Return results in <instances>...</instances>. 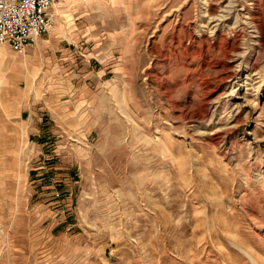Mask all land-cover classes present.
<instances>
[{
  "label": "rangeland",
  "instance_id": "rangeland-1",
  "mask_svg": "<svg viewBox=\"0 0 264 264\" xmlns=\"http://www.w3.org/2000/svg\"><path fill=\"white\" fill-rule=\"evenodd\" d=\"M251 11L59 0L24 53L0 44V264H264Z\"/></svg>",
  "mask_w": 264,
  "mask_h": 264
},
{
  "label": "built area",
  "instance_id": "built-area-1",
  "mask_svg": "<svg viewBox=\"0 0 264 264\" xmlns=\"http://www.w3.org/2000/svg\"><path fill=\"white\" fill-rule=\"evenodd\" d=\"M59 0H0V44L17 53L50 33Z\"/></svg>",
  "mask_w": 264,
  "mask_h": 264
},
{
  "label": "bare ground",
  "instance_id": "bare-ground-1",
  "mask_svg": "<svg viewBox=\"0 0 264 264\" xmlns=\"http://www.w3.org/2000/svg\"><path fill=\"white\" fill-rule=\"evenodd\" d=\"M253 5H255V2H253ZM212 15H215L216 13L214 12V10H212ZM211 15V14H210ZM258 17L256 16V13H253L252 11L249 12V16H248V24L251 25V28H253V33H255L256 35H253L254 37H257V41L260 44L264 43V27H262L259 22H258ZM218 32H220V30H218ZM5 48H0V55H2V51H4ZM13 61L12 63H10L11 65H13ZM208 111V109L206 108L202 113H201V117H203L206 112Z\"/></svg>",
  "mask_w": 264,
  "mask_h": 264
}]
</instances>
